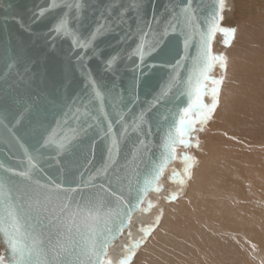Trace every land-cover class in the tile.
I'll return each mask as SVG.
<instances>
[{"label":"water","instance_id":"1","mask_svg":"<svg viewBox=\"0 0 264 264\" xmlns=\"http://www.w3.org/2000/svg\"><path fill=\"white\" fill-rule=\"evenodd\" d=\"M185 3L186 0H143V7L137 8V0H0V119L3 121L0 163L17 172L24 171L28 168L24 150L31 152L40 148L39 167L33 174L42 183L59 181L66 187L79 188L82 181L95 176L107 161L109 142L103 131L106 122L96 126L95 121H89L93 127L79 133L70 151L59 152L55 147L41 146L53 130L59 134L68 131L69 125L77 126L72 114L76 109L83 112L84 106L91 104L90 81L95 80L106 93L105 108L117 135L121 131L120 123L116 122L117 112L122 111L129 122L144 114L143 131L130 135L132 141L137 136L145 140L147 151L140 149L136 163L141 171L150 167L163 150V139L177 104L185 102V98L177 101V88H172L167 96L160 94L174 74L177 61L182 64L180 78L187 77L191 57L199 45L197 35L186 53L179 30L165 31L171 10ZM215 3L216 0H192V10L201 28ZM41 10L45 14L37 15ZM153 17L159 23L153 22ZM62 18L83 39H88L98 27L103 30L93 47L81 50L72 45L71 37L53 32L54 25ZM145 21L151 22V31L145 29L146 54L141 60L135 49L141 43L139 30ZM220 23L221 20L219 26ZM218 32L211 40L212 54ZM113 57L116 59L108 67L107 62ZM157 97H160L159 103L152 106ZM125 106L132 111H127ZM66 119L68 125L64 123ZM132 141L120 143L121 167L131 161ZM174 160L165 166L163 173ZM163 173L144 200L154 191ZM0 175L11 176V173L0 169ZM103 180L102 175L96 177L97 184ZM82 191L95 189L89 185ZM0 256L4 264H12L11 252L2 234Z\"/></svg>","mask_w":264,"mask_h":264},{"label":"snow or ice","instance_id":"2","mask_svg":"<svg viewBox=\"0 0 264 264\" xmlns=\"http://www.w3.org/2000/svg\"><path fill=\"white\" fill-rule=\"evenodd\" d=\"M55 6L54 2L53 7ZM141 7L143 0H137V8ZM224 7L225 0H216L203 28L197 23L195 12L192 10V0H186L184 6L174 8L170 12L165 31L179 30L184 37L186 53L191 40L197 35L199 45L195 56L191 57L187 77L180 78L179 69L182 64L177 61L173 69L174 74L160 94L161 97L167 96L172 88H177V101L185 98V102L182 105L177 104V110L163 139V150L158 160L153 159L150 167L146 166L141 171L136 163L140 149L143 147L144 151H147L145 140L137 136V139L132 141L130 135L143 131L144 114L141 113L129 122L122 111L117 112L116 122L121 125V131L117 135L105 108L106 93L95 80L90 81L91 104H86L83 112L76 109L72 114L77 126L69 125L68 131L59 134L53 130L41 145L55 147L59 152L70 151L79 133L93 127L89 121H95L96 126L106 122L103 131L105 139L109 142L107 161L97 170L95 176H89L87 181H82L79 188L66 187L59 181L42 183L33 174L39 167L40 148L31 152L24 150L28 164L24 171L17 172L0 163V169L4 173H11V176L0 175V234L6 238L12 264H111L107 259L111 242L129 226L131 217L143 203L145 194L153 188L165 166L175 159L176 145L180 144L186 148L198 147V144L193 145L190 142L191 133L202 131V126L218 106L223 81L212 79L209 73L217 63L224 68L226 59L212 54L211 40L217 31L223 32L225 36L234 35V30L222 29L219 26V21L223 19L221 14ZM76 8L79 9L80 5H76ZM44 14L43 10L37 13L39 16ZM153 22L159 23L155 17ZM145 29L151 31V22L145 21L139 30L141 43L135 49V54L141 60L146 54L143 43L147 35ZM102 30L98 27L88 39H83L70 30L66 19H60L53 27L55 34L71 37L72 45L81 50L93 47ZM115 59L113 57L108 60L107 66L111 67ZM209 84L211 88L208 87ZM206 95L211 96L210 105L203 103V97ZM159 99L160 97H157L152 106L159 103ZM131 103L132 101H129V104ZM125 107L127 111H132L131 108ZM167 119L168 117H165V120ZM64 123L68 125V120ZM2 124L0 119V125ZM121 141L133 143V149L129 152L131 161H126L123 167L118 159ZM182 160L185 164L184 173L188 175L192 158L184 155ZM110 172L112 175H109ZM101 175L104 180L97 184L96 177ZM12 177L20 179L15 180ZM171 179L173 182L183 183L178 173H173ZM89 185L95 191H82ZM158 223L159 221H156V224ZM154 230V227L141 229L142 240L126 247V255L119 264H131L136 250ZM0 264H4L2 258Z\"/></svg>","mask_w":264,"mask_h":264},{"label":"bare ground","instance_id":"3","mask_svg":"<svg viewBox=\"0 0 264 264\" xmlns=\"http://www.w3.org/2000/svg\"><path fill=\"white\" fill-rule=\"evenodd\" d=\"M231 5L239 17L235 51L227 52L230 37L221 31L213 43V55L225 57L226 69L210 136L203 135L204 125L202 133H191L190 142L194 145L199 135L201 145L188 175L182 160L187 149L176 148L174 162L155 188L160 190L147 195L109 248L111 264H119L147 227L155 230L136 250L135 264H264V0H225L222 29H231ZM250 66L258 68L254 88L242 96L250 75L241 77ZM222 71L217 63L209 76L219 79ZM203 103L210 105L211 96ZM173 173L182 184L172 181ZM157 200L162 211L153 205ZM148 204L153 208L146 215Z\"/></svg>","mask_w":264,"mask_h":264},{"label":"rangeland","instance_id":"4","mask_svg":"<svg viewBox=\"0 0 264 264\" xmlns=\"http://www.w3.org/2000/svg\"><path fill=\"white\" fill-rule=\"evenodd\" d=\"M230 11H231V22H232V25H229V27L228 28H231L230 30H234V35L233 36H229L230 37V39H229V41H228V44H227V46H228V48H227V52H232L233 50L235 51V45H236V43H234V40L236 39V34H235V32H236V28H237V25H238V21H239V17H237V15L236 14H233V13H235V11H234V7H233V5H231L230 6ZM253 25V24H252ZM255 27V26H254ZM253 27V28H254ZM254 30V29H253ZM235 42H236V40H235ZM241 46H242V43H241ZM249 47L251 48V49H253V47H254V41H249ZM232 49V50H231ZM234 51L232 52V54L234 53ZM242 52H243V48H242ZM231 54V53H230ZM252 54H254V53H252ZM261 54H262V49L260 48V53H259V57L261 56ZM242 57V56H241ZM252 58H253V56H250L249 57V64L251 63V61H252ZM248 62V61H247ZM224 69H226V67L225 68H223V73H222V75H221V78H219L220 80H222V77H223V75H224ZM257 70H258V68H255V67H253V66H250L248 69H246V71H245V74L241 77V78H243V79H245L246 77H247V75L249 74L250 75V81H249V85H245L244 86V88L243 89H241V91L239 92V93H241L242 94V96H244L246 93H248V90L249 89H253L254 88V82H253V77H254V73H256L257 72ZM222 87V85L220 86V88ZM220 91H221V89H220ZM219 104V103H218ZM217 108H216V110H215V112L212 114V116H211V118L206 122V124H204V127H205V129H207V131L205 130L204 132H203V135H204V133L206 134V136H210V133H211V131H212V123L214 122V120H215V114H216V112H217ZM212 125V126H211ZM207 132V133H206ZM198 133L200 134V133H202V131H198ZM212 135L215 137V135L216 134H214V132L212 133ZM199 135H196L195 136V139H196V141H195V144L197 143V144H199L200 142H201V140H200V138L198 137ZM197 137V138H196ZM199 138V139H198ZM198 140V141H197ZM194 144V145H195ZM200 145H201V143L199 144V146L198 147H187L186 149H187V151H186V155H189L191 158H192V161L194 162L195 161V156H196V154H197V150L200 148ZM160 203V204H159ZM148 205H151V207H147V209H146V215H148L149 214V212H150V210L153 208L152 207V204H148ZM153 205L154 206H156V207H158L159 208V205L161 206L159 209H160V211H162L163 210V206L161 205V202H159V200H157L156 202H154L153 203ZM158 205V206H157ZM147 212H148V214H147ZM0 258H1V256H0ZM134 259H135V255H134V257H133V261L131 262V264H135V262H134Z\"/></svg>","mask_w":264,"mask_h":264}]
</instances>
